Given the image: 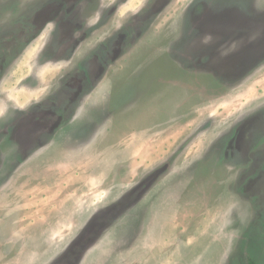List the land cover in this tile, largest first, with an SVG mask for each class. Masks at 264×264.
Masks as SVG:
<instances>
[{
    "label": "rangeland",
    "instance_id": "1",
    "mask_svg": "<svg viewBox=\"0 0 264 264\" xmlns=\"http://www.w3.org/2000/svg\"><path fill=\"white\" fill-rule=\"evenodd\" d=\"M248 258L264 0H0V264Z\"/></svg>",
    "mask_w": 264,
    "mask_h": 264
},
{
    "label": "crops",
    "instance_id": "2",
    "mask_svg": "<svg viewBox=\"0 0 264 264\" xmlns=\"http://www.w3.org/2000/svg\"><path fill=\"white\" fill-rule=\"evenodd\" d=\"M99 206V204H97V207ZM95 210V209H94ZM94 210H89L88 211V209H86V208H83L82 210H80L82 213H84V214H87V215H85V217L84 218H82V219H84V220H82L81 222H80V224H79V227L81 226H83L85 223L87 224L88 223V221H89V219L91 218V215H92V212L94 211ZM76 211H78V210H76ZM88 212V213H87ZM80 229V228H79Z\"/></svg>",
    "mask_w": 264,
    "mask_h": 264
},
{
    "label": "trees",
    "instance_id": "3",
    "mask_svg": "<svg viewBox=\"0 0 264 264\" xmlns=\"http://www.w3.org/2000/svg\"><path fill=\"white\" fill-rule=\"evenodd\" d=\"M247 264H259L257 261H255L254 259L252 258H248L247 259Z\"/></svg>",
    "mask_w": 264,
    "mask_h": 264
},
{
    "label": "flooded vegetation",
    "instance_id": "4",
    "mask_svg": "<svg viewBox=\"0 0 264 264\" xmlns=\"http://www.w3.org/2000/svg\"><path fill=\"white\" fill-rule=\"evenodd\" d=\"M92 217H93V216H92ZM92 217H91V218H92ZM91 218L89 219V221L91 220Z\"/></svg>",
    "mask_w": 264,
    "mask_h": 264
}]
</instances>
